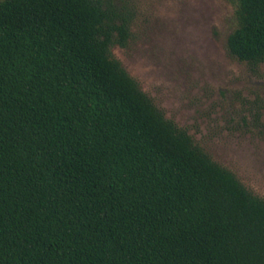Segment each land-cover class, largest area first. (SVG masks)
Wrapping results in <instances>:
<instances>
[{"label":"trees","instance_id":"obj_1","mask_svg":"<svg viewBox=\"0 0 264 264\" xmlns=\"http://www.w3.org/2000/svg\"><path fill=\"white\" fill-rule=\"evenodd\" d=\"M264 64V0H227ZM116 33V37H114ZM98 0L0 1V264H264V199L165 118Z\"/></svg>","mask_w":264,"mask_h":264},{"label":"rangeland","instance_id":"obj_2","mask_svg":"<svg viewBox=\"0 0 264 264\" xmlns=\"http://www.w3.org/2000/svg\"><path fill=\"white\" fill-rule=\"evenodd\" d=\"M98 1L114 25L128 28L125 45L110 48L112 57L166 119L264 199V64L251 66L227 52V38L236 28L235 5Z\"/></svg>","mask_w":264,"mask_h":264}]
</instances>
